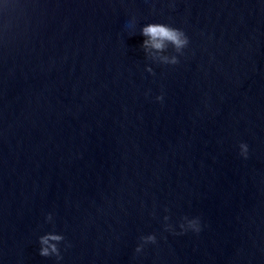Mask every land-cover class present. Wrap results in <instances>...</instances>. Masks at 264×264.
Instances as JSON below:
<instances>
[{"label": "water", "instance_id": "1", "mask_svg": "<svg viewBox=\"0 0 264 264\" xmlns=\"http://www.w3.org/2000/svg\"><path fill=\"white\" fill-rule=\"evenodd\" d=\"M0 264H264V0H0Z\"/></svg>", "mask_w": 264, "mask_h": 264}, {"label": "clouds", "instance_id": "2", "mask_svg": "<svg viewBox=\"0 0 264 264\" xmlns=\"http://www.w3.org/2000/svg\"><path fill=\"white\" fill-rule=\"evenodd\" d=\"M134 24V22H133ZM140 34L145 38L141 47L148 52V49L151 48L157 53H164L168 50L169 45L175 51L177 55L174 56H162L161 64L164 65H176L179 63L178 56L183 54V50L188 47L189 39L186 34L177 28H173L169 25L159 24V23H150L141 28ZM150 74L153 73L152 68L146 69ZM158 101L163 100V96L157 97ZM240 155L247 159L248 147L246 144H241L240 146ZM48 222L52 221V215L49 214L46 217ZM165 221L168 220L166 216ZM179 227L181 232L178 234H184L187 231L198 234L201 231V225L198 218L188 219L187 217L183 218ZM166 231H172L171 225H168L165 229ZM141 245L136 248V252L139 253L142 251L143 246L146 244H155L156 237L155 235L142 236ZM64 241V237L60 234L48 233L40 237V251L39 255L42 257L55 256L57 260L62 259L60 255V250L58 245ZM70 246V245H66Z\"/></svg>", "mask_w": 264, "mask_h": 264}]
</instances>
